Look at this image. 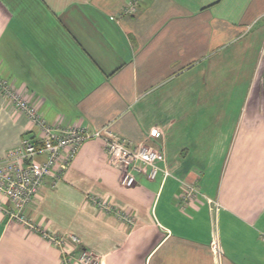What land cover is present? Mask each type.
Wrapping results in <instances>:
<instances>
[{
  "label": "crops",
  "instance_id": "0c3cea01",
  "mask_svg": "<svg viewBox=\"0 0 264 264\" xmlns=\"http://www.w3.org/2000/svg\"><path fill=\"white\" fill-rule=\"evenodd\" d=\"M131 1L0 0V77L50 123L106 126L163 150L170 173L135 171L123 186L101 140L88 139L28 216L76 234L99 264H264V0H137L128 12ZM27 127L0 92V160ZM183 182L218 205L199 195L181 208ZM59 259L0 212V264Z\"/></svg>",
  "mask_w": 264,
  "mask_h": 264
},
{
  "label": "built area",
  "instance_id": "2783aa9c",
  "mask_svg": "<svg viewBox=\"0 0 264 264\" xmlns=\"http://www.w3.org/2000/svg\"><path fill=\"white\" fill-rule=\"evenodd\" d=\"M135 1L137 0L128 4V12L135 10ZM0 92L25 116L27 131H37L34 136L26 132L18 145L10 148L0 160V212L8 220H14L26 229L39 233L46 242L56 247L61 264H99L98 255L82 246L76 234L48 232L28 216L26 209L37 197L46 179L50 180L51 186L60 181L64 170L88 139L101 140L109 163L121 168L120 182L126 187L136 182L135 171L148 179H154L159 172L162 173V180L170 175L167 168L159 165V162L165 161L164 151L142 142L132 143L106 126L90 130L78 123H50L39 112L38 107L6 78L0 77ZM150 135L158 137L160 131L154 128ZM199 195H202L206 203L218 205L190 182L182 183L177 202L184 209L189 201ZM86 199L99 208L111 209L105 200L93 194H88ZM259 235L264 240V230ZM211 248L215 257L222 256L223 250L218 243L217 233L212 238Z\"/></svg>",
  "mask_w": 264,
  "mask_h": 264
}]
</instances>
